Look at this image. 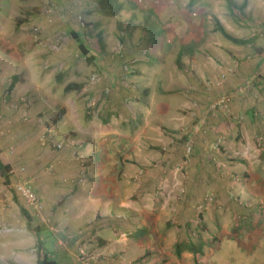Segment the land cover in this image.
<instances>
[{"label":"rangeland","instance_id":"rangeland-1","mask_svg":"<svg viewBox=\"0 0 264 264\" xmlns=\"http://www.w3.org/2000/svg\"><path fill=\"white\" fill-rule=\"evenodd\" d=\"M146 1L150 4L153 0ZM235 2L240 5L244 0H235ZM106 3V1L97 0L96 4L101 8L104 5L107 7ZM169 3L170 5L166 8L171 9L170 14H163L162 22L167 17H185L186 23L182 28V25L173 20L171 23H162L161 28L169 27L171 33H173L172 29H181V31L185 29L190 33L193 29L200 30L204 41L222 49L220 53L215 51L220 58L217 65L219 74L217 73L215 78L208 79L204 83L203 89H206L204 90L206 93H203L207 97L201 104L202 106L207 104L203 111L204 120L215 119L219 115L222 121L224 119L221 118L222 113L230 112L236 93H243L248 98L245 99L243 115L234 119L228 117L232 125L227 126L222 132L224 137L221 134L218 139H208L209 136L202 133L200 139L204 146L212 148L214 155L212 153L210 157L213 163L217 162L221 147H233L237 150V160L242 159L245 162L242 163L243 170L239 175L247 180V183L240 186L243 191H247V187L253 182L256 195L247 198L244 192H239L234 187L230 189V196L225 200H218L215 194L208 190L199 200H188L187 208H183V218L178 219V208L182 206L180 205L182 198L178 196L191 194L187 184L181 187V185L158 181L148 185L147 190H143L150 193L146 195H141V188L139 192L132 195L126 190L124 196H127L129 200L131 197L142 216L136 224L129 226L124 224L123 229L121 222H126L123 216L114 214L111 217V220L117 223L116 234L119 235L123 231L124 235H120L119 238L122 243L127 244L123 248L124 253L117 257V262L118 264H134L132 261L138 259L139 262L136 264L173 263L177 259V247L173 246L175 237L177 241L179 239L191 240L192 243L201 241V252L193 250V246L189 247V242L185 244L187 259L183 261H186V264H248L247 258L250 256L254 258L250 264H263L264 253L260 252L261 248L256 247L255 253L249 252L251 249L247 248L245 243L248 233L255 231L250 238L258 239L257 231L264 230V178H261L264 177V101L262 107L256 102L258 98H264V72L261 74V68H254L258 61L257 55L264 51V0H246V6L241 11L237 9L234 15L227 8L225 0H199L192 8L188 7V0H170ZM78 5L71 7L70 0L69 2L59 0V3L55 0H0V156L1 161L10 165L12 170L9 183L4 182L0 172V207L2 208L0 217L3 214L10 217L5 225L0 224V239L7 244V241H10L9 249L11 250V252L5 251L6 259H0V264H36L30 250L27 253L19 250H27L33 245L32 233L27 232L26 235L29 236H24L20 208L23 207L29 211L33 223L42 226L48 223L53 231H58L40 197L38 196L41 209L36 211L17 193L16 185L25 183L34 190L40 188L49 194L48 189L51 188V183L56 182L60 187L56 188L54 183L55 193L59 197L66 198L70 194V191L66 192L69 188L67 185L74 181L70 179V144H66L70 141V131H66L67 128L70 129V120L60 125H57V121L65 114L69 117L85 114L88 100L87 94L82 92L64 91V86L70 82V67L61 66V62H57L56 54L62 50L66 53H70V50L78 51L81 54L79 43H83L93 56L91 67L98 69L92 75H99L108 60H115L117 64L120 63L124 67L123 55L127 53L124 59L127 61L128 54L132 51L133 56L139 58V64L146 62L152 66L157 65L159 44L161 39L166 38L163 35H154L153 32L158 24L156 26L155 23L144 21L147 20L145 17L148 15V12L144 10L146 6L144 0L137 2L133 11L138 16V20L131 23H127L128 20L123 19L121 14L106 16L101 11L98 12L97 8L88 12ZM151 14L149 13L150 18ZM216 21L232 28L230 32L233 35L250 41L251 45L246 43L242 47L244 49L242 55L230 56V47L234 44L215 31ZM194 24H200V26L197 27ZM214 35L217 39H214ZM248 36L249 38H245ZM221 56L225 57V61ZM213 57L216 56L213 55ZM78 60L83 66L90 65L83 56H80ZM226 62H229L228 65ZM68 64L69 62L65 66ZM242 65L246 67L245 71L241 73L232 89L227 88L236 71L232 69H238ZM223 71H228L226 81L220 86L213 85ZM12 75H18L19 80L10 90L9 80ZM83 75L84 72L79 73V76H74L72 79L80 81ZM105 79V86L101 87L102 97L111 99L116 81L113 76ZM247 84L249 86L246 88ZM35 85L42 87V93H38ZM127 90L142 97L143 92L139 87ZM165 90L172 92L175 89L160 88L155 92L156 98L160 96L161 91ZM196 90L189 88L188 96H192L193 99L195 96L198 97ZM224 94L232 96L231 102L224 108L213 110L211 108L213 101ZM169 96L171 100H174L172 97L177 98L176 95ZM199 97L203 99V96ZM121 100V109L130 114L129 99L123 97ZM194 106L199 107V103L197 102ZM254 111L257 112L255 117L252 116ZM244 119L251 120L247 130L242 128ZM208 123L203 124L200 130L207 131ZM81 124L82 122L78 120L77 126L81 127ZM128 128L130 132L133 130L131 124ZM47 130L51 132L50 136L52 135L49 140L44 134ZM114 137L115 135H112L110 139ZM71 139L76 138L71 135ZM50 141L63 145L57 149L50 145ZM116 141L118 142V138ZM180 144L185 154L181 160L188 161L194 147L192 139L187 138ZM84 151L90 156V151L86 148ZM150 164L138 169L140 172L135 173L134 179L139 180L145 172H153L159 167L157 162ZM256 174L259 176L254 179ZM145 197L149 198L144 200ZM153 210L159 215L151 213ZM216 221L218 223L215 225ZM179 222H182L180 226H178ZM179 227H184L186 234L182 233V229L179 231ZM7 229L9 230L6 231ZM53 231L49 228L42 230V235ZM108 234L110 235L109 232ZM49 237L47 236L46 241L52 255V239L50 240ZM91 237H96V232H93ZM58 238L63 241L66 239L62 236ZM138 243H141V246ZM125 252L130 253L125 254ZM17 254L24 257L28 254L32 259L20 260ZM84 258L88 262L86 253Z\"/></svg>","mask_w":264,"mask_h":264},{"label":"crops","instance_id":"crops-1","mask_svg":"<svg viewBox=\"0 0 264 264\" xmlns=\"http://www.w3.org/2000/svg\"><path fill=\"white\" fill-rule=\"evenodd\" d=\"M67 1L69 2V0ZM116 1L122 6L119 14H121L123 19L128 20L127 23H131L134 20L137 22L138 16L135 15L133 10L136 8L137 2L141 0ZM153 1L149 4L144 0L146 5L144 10L148 12L145 17L147 20L144 21L146 23H155L156 26L158 24L153 32L154 35L166 37L163 40L161 39L159 44L157 65L152 66V64L150 65L146 62H143L142 65L139 64V58H135L132 51L128 54L127 61H124L127 53L123 55L124 67L120 63L117 64L115 60H108L99 75H92L93 72L98 71V69L91 67L93 56L92 60H87L90 65H81L82 62L78 58L83 56L86 59L81 49V54L78 51L72 52L71 50L70 53L62 50L56 54L57 62H61V66L70 67V82L85 84V87L79 92L87 94L88 100L85 114L73 115V117L65 114L57 121V125H60L62 122H69L70 120V129H66V131H70V141L69 143L66 142V144H70V179L74 181L67 185L69 188L66 189V192L70 191V194L66 198L59 197L55 193L56 188L60 187L56 182H54L56 183V188L54 183H51V188L48 189L49 194L43 189H35L44 204L45 210L49 212L48 215L55 222L54 225L58 231H53L48 223H44V226L47 227L45 228L40 224L33 223V221H31V224L27 223L23 214H21V217L25 232L24 236H29L26 233L34 231L31 228L37 226L41 227L42 230L49 228L53 231L42 235V239L45 243V250L59 264H118L117 257L124 253L123 248L127 244L122 243L119 238L120 235H124L123 231L119 235L116 234L117 223L112 221L111 217L114 214L122 215L126 220V222L123 221L124 223L121 222L122 228L124 224L129 226L130 224L138 223L139 218L142 216L141 212L137 211L136 204L132 202L131 197L129 200L127 196H124L126 190H128V194L132 195L139 192L141 188V195H146L150 193L147 191L143 192V190H147L148 185L158 181L165 184L181 185V187H185L187 184L191 194L190 196H184V194L178 196L180 199L182 198L180 200V205L182 206L178 208V219L183 218V208H187L188 200H199L208 190H211L218 200H225L230 196V189L234 187L237 191L244 192L243 194L247 198L255 197L256 195L253 182H249L250 185L248 187L245 186L248 189L247 191H243L240 186L247 183V180L242 179L243 177L239 175L243 170L241 166L244 161L242 159L237 160L236 154L238 151L233 147H221L217 162L213 163L210 157L212 153L214 155L212 148L207 145L204 146L200 139L202 133H206L209 136L208 139L221 137L220 135H223L222 132L226 130L227 126L232 125L228 117L233 119L240 117L245 111V99H248L245 94L238 92L235 99H233L230 112L222 113L223 117L221 118H224L222 121L219 115L215 119L204 120L203 111L207 104L204 106L201 104L207 97L203 93L206 90L203 87L208 79L215 78L219 74L217 65L220 58L217 57L216 54L218 53H215V51L220 53L221 47L204 41L203 33L200 30L196 31L193 29L190 33V31L186 32L185 29L183 31L181 29H172L173 33H171L169 27L164 26L161 28L162 23H171L173 20H175V23L182 25L183 28L186 19L185 17H167L162 22L161 17L166 13L170 14L171 9L166 8V6L170 5V0ZM55 2L59 3V0H55ZM91 3L95 4L92 5ZM96 3L97 0H70L71 7L79 4L80 8H84L88 12L98 8ZM149 13H152L151 18ZM194 25L200 26V24ZM223 26L232 34L230 32L232 28L225 24ZM245 38H249V36ZM214 39H217L216 35H214ZM248 42L247 44L251 45L250 41ZM234 45L230 47L231 54L228 52L230 56L238 57L242 55L244 44ZM113 48L117 50L116 47ZM263 52L257 55L258 61L256 67H254L261 68V74L264 72ZM88 55L90 56L89 49ZM213 55L216 57H213ZM221 58L225 61V57L221 56ZM67 62L69 64L65 66ZM228 63L226 62L227 65ZM245 68L242 65L238 69H233V71H236L227 88L232 89L234 87L235 82L239 79L241 73L245 71ZM83 72L85 76L83 75L82 80L76 81L72 79ZM110 76H113L116 81L113 88L114 93L111 99H105L102 97L101 87L105 86V78ZM96 79L97 81H95ZM134 87H139L143 92L142 97H138L140 96L139 94L136 96L127 90ZM170 87L175 90L172 92L168 90L161 91L160 96L156 98L155 92L157 90ZM189 88L197 89L198 97L195 96L193 99L192 96H188ZM35 89H38L39 94L42 93V87L39 85H35ZM170 94L176 95L177 98L172 97L174 100H171L169 98ZM199 96H203V99ZM123 97H127L130 101V114L121 109L120 103ZM263 101V97L258 98L256 100L257 105L262 107ZM197 102L199 107L194 106ZM156 106L158 107L157 110ZM256 115L257 112L254 111L252 116L255 117ZM248 118L251 119L250 116ZM78 120L82 122L81 127L77 126ZM250 121L244 119L243 130L249 128ZM159 122H161L160 125ZM185 122L189 124L186 125L184 124ZM156 123L158 124L155 126ZM207 123L209 124L207 131L204 129L200 130V127ZM130 124L133 126L131 132L128 128ZM44 134L47 135L48 140L52 138L49 130L45 131ZM71 135L76 139H71ZM112 135H115V137L110 139ZM105 138L108 139L105 140ZM116 138H118V142ZM187 138L192 139L194 147L189 160L182 161L185 154H183L180 143ZM85 148L90 151V156L86 155ZM152 162H157L159 167L155 168L153 172H145L139 180L134 179L135 173L137 171L140 172L138 169L147 167L146 165ZM258 176L257 174L254 175V179ZM250 177L252 178L251 175ZM252 179L251 181H253ZM148 198L145 197L144 200ZM24 210L28 211L26 208ZM144 211L146 212V210ZM151 213L159 215L157 212L154 213V210ZM9 219L8 215L3 214L0 217V224L5 225ZM48 221L50 222L49 219ZM218 221L220 222L219 218ZM181 223L179 222L178 226ZM217 223L216 221L215 225ZM181 229L182 233L186 234V229L184 227L178 228L179 231ZM93 232H96V237L94 238L91 237ZM254 234L255 231L248 233L245 246L251 249L249 252L255 253L256 247H259L261 248L260 252L264 253V230L257 231L258 239L250 238ZM47 236H50V240L52 239V255L48 250ZM59 236L66 239L64 241L59 240ZM32 237L33 245L29 246L27 250H19L23 253L25 251L27 253L30 250L35 261H37L35 238L33 235ZM0 240V259L5 260V251L11 252L9 249L10 241H7V244L2 239ZM187 242L191 244L201 243V241H193L194 243H192L191 240L184 241L181 239L177 241L174 237L173 246L180 249V254L179 256L177 255L175 262H168V264H186V261L184 262L183 260L187 259V253L184 250ZM138 245L141 246V243H138ZM81 250L87 254V263L82 261L80 254L78 255ZM19 254L21 253L19 252ZM19 254L17 255L19 256ZM25 256H19L20 260L32 259L28 254ZM253 259V256L248 257V264L254 261ZM137 260L135 259L132 262L136 264L139 262Z\"/></svg>","mask_w":264,"mask_h":264},{"label":"trees","instance_id":"trees-1","mask_svg":"<svg viewBox=\"0 0 264 264\" xmlns=\"http://www.w3.org/2000/svg\"><path fill=\"white\" fill-rule=\"evenodd\" d=\"M103 1L107 2L106 3L107 7L105 5L102 6L101 8L98 7L96 9L98 12L101 11V13L105 14L106 16H116L121 12L122 6L116 0H103ZM225 1H226L227 8L229 9V11L233 15L237 9L239 11H241L246 6V0H244V2L240 5H238L235 2V0H225ZM198 2H199V0H188V7L192 8ZM216 23H217V25L215 27V31H218L225 39L229 40L230 42L237 44V45L246 44L248 42V39L238 38V37H235L232 34H230L219 21H216ZM72 34H74V33H72ZM79 48L84 53V55L86 56V59L88 61L92 60V55L87 56L88 48L85 47V45L83 43H79ZM18 80H19L18 75H12L10 77V80H9L10 81V90L13 89V87L18 82ZM83 87H85L84 83L69 82L64 86V91L65 92H70V91H78L79 92L83 89ZM52 143H53V141H50V145ZM0 172L4 178V182L9 183L10 176L12 174V170H11L10 165L4 164L1 161V159H0ZM28 186H30V185H28ZM15 190H16V188H15ZM33 191L35 192L34 189H33ZM36 195H37V193H36ZM37 197H38V195H37ZM0 209H2V208L0 207ZM20 210H21V214H23L24 218L27 220V223L31 224V221H33V220L30 217L29 212L24 210L23 207L20 208ZM31 229L34 230V231H31V233L35 238L36 255H37L36 263L37 264H59V262L56 259L50 257L48 252L45 250V247H44L45 243H44V240L42 239V231H41L42 228L37 226V227H32ZM190 246L191 247L193 246V248H192L193 250L201 252V243H199L198 245L191 244ZM176 252H177L176 254L179 256L180 249L176 248Z\"/></svg>","mask_w":264,"mask_h":264},{"label":"built area","instance_id":"built-area-1","mask_svg":"<svg viewBox=\"0 0 264 264\" xmlns=\"http://www.w3.org/2000/svg\"><path fill=\"white\" fill-rule=\"evenodd\" d=\"M228 71H231V70H228ZM228 71H223L221 73V75L219 76V78L213 82V85L215 86H220L222 85L226 79H227V74H228ZM233 71V69H232ZM249 85L247 84L246 85V88L248 87ZM232 100V96L230 94H224L220 97H218L217 99H215L211 105V108L215 111L221 109V108H224L226 107ZM52 147L54 148H57V149H60L62 147V144L61 143H57V142H53L52 143ZM190 147V146H188ZM188 151H189V148H188ZM16 191L19 193V195L26 201V203L34 210L36 211H40L41 209V204H40V200L39 198L37 197L36 193L33 191V189L28 186L27 184H24V183H18L16 185ZM207 199V198H206ZM209 200H211V198L209 197ZM80 255L82 257V261L84 263H87L85 261L86 258L85 257V253L81 250L80 251Z\"/></svg>","mask_w":264,"mask_h":264}]
</instances>
